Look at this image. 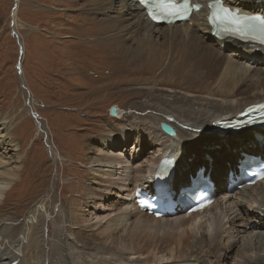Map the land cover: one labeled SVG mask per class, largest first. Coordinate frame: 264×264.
<instances>
[{"label":"rangeland","instance_id":"rangeland-1","mask_svg":"<svg viewBox=\"0 0 264 264\" xmlns=\"http://www.w3.org/2000/svg\"><path fill=\"white\" fill-rule=\"evenodd\" d=\"M79 3L72 7H66L64 0H0V133L4 135V137H0V171H2L0 175L12 167L19 168L15 181L0 201V215H2L0 216V227L7 226L11 232L10 235L15 236L17 240H22L24 238L23 231H27L31 226L32 216L38 218L37 221L40 223L36 224L39 229L37 252L41 253L40 257L43 261L45 256L48 258L51 246H58L60 241H63V244L66 242V246L72 249V253L73 250H76L71 244L73 240L65 239V234H62L63 230L57 229L58 226L54 225L55 222L58 224L62 213L61 209L64 206L65 211L72 207L78 209L79 221L76 223V227L73 226L70 229L86 236L93 234L92 236L96 240L101 241L102 236L100 238L98 232L110 228L107 223L113 219L112 210L115 209L114 207L121 205L122 208H125L131 202L135 203V192L138 189L148 188L147 190H150L153 187L152 180H147L149 181L148 186L124 184L121 179L124 176L120 173L119 167L116 168L117 173L113 169L109 170L111 172H107L110 174L108 182L107 177L105 178L107 173L104 172L107 168H97L96 166L94 168L92 164L94 165L95 157L97 159L102 156L108 157L107 153L111 149L107 147V140L118 139L124 128L131 130L127 137L128 142L123 143L122 141L126 142V140L119 139V144L113 145V148H117L114 150V154H122L132 162L134 159L132 154L136 152L135 162L149 160L156 148L143 137L138 145L135 138L139 137V132L144 129L160 131L159 120L170 114V110L156 105L146 96L149 90L143 89L154 84V78H151L150 75L135 74V66L132 67V73L125 71L121 75H119L120 73L115 74L114 70L107 66V63L112 64L108 58L90 54L89 49L88 56L82 57L77 54L78 47L81 49L79 45L81 42L77 35L82 32L79 28L84 26V21L91 19L100 22L102 19L108 20L110 23V21L123 19V25L126 28L137 25V20L132 18L126 4H120L116 11L105 16H93L91 11L89 12L90 8L86 2L79 1ZM79 6L81 7L79 8ZM73 10L76 12L74 13ZM254 10L259 12L261 9ZM59 15L62 16L61 19ZM69 16L72 17L68 18ZM108 22L104 26L108 27L110 32L112 25ZM186 24L196 27L190 22ZM58 28L61 33L56 36L59 34ZM46 29L48 32H45ZM135 29L138 28L133 27L131 31L121 33L128 40V46L134 44L132 38H129L128 32H133ZM137 32L139 34L135 32L133 34L136 36L145 34L144 29H138ZM208 35L210 34L206 36L208 37ZM154 38L156 39L157 36ZM210 40L208 38L206 43L211 44ZM159 42L161 43L162 40ZM227 46L229 49L226 48ZM233 50L234 48L228 44L222 51L229 55ZM108 52L110 51L108 50ZM235 53L237 58L241 59L240 61L251 71L264 67L263 50L250 49L248 53L247 51ZM60 54L66 56L65 60ZM120 67L117 65L115 69ZM75 71L81 72V75H73ZM105 71H109V76H111L110 72H113L114 76L107 80ZM84 74H86L85 78ZM81 76L82 78H80ZM91 80L92 82H90ZM189 85L185 83L177 87L176 83L166 84L160 89L166 91L174 88L179 92H186L182 89H186ZM112 107H119L123 111L121 120L110 115ZM127 125L131 127H127ZM145 133L147 134V132ZM256 138L236 143L233 145V149L228 141L209 142L210 147L208 148L214 149L215 154L205 156L210 164L205 163L208 161L207 159L205 161L201 159L205 163L203 166L197 164L201 161L197 156V149L191 153L192 155L184 154L182 158L174 156L172 153H166L180 161L177 163V183L173 181L175 184H172L173 188L181 184L180 187H186L187 184H189L188 187H191L192 180L201 169L211 172L209 170L211 165L221 169L223 182L215 183L217 206L203 219V225L206 228L211 218H215L218 223L217 229L210 234L215 238V244H218V255L214 258L206 256L204 252L193 254L203 264H245V260H241L245 258H241L240 255L238 257L237 252L249 240L255 242L256 235L263 233L264 236V225H261L264 218L258 217V213L255 212L254 218L247 221V212L250 214L249 204L246 206L242 203L237 208L234 203L245 202L248 198L241 200L237 196V191L239 192L241 189L236 187L237 191L229 192L227 187L230 174L237 172L238 167L247 156L264 158V147L259 145ZM244 139L246 138L242 140ZM183 146L181 141L176 143L177 149ZM254 148L260 151L251 154V150ZM229 153H232L230 159H225L228 158ZM94 171H100L99 174H102L95 175ZM205 175L208 176V173L205 172ZM122 185L131 190L136 188V190H134L135 192L131 191L130 196L127 192L129 189H120ZM98 187H103L106 191L101 192V197L97 198L98 206L93 204L88 206L89 203L83 200L80 195ZM226 187L227 191H225ZM112 193L114 194L112 195ZM42 200L52 201L50 212L47 213L45 209L41 210L38 203ZM230 206L232 209L229 210ZM180 211L185 214L179 208L174 216ZM37 221L35 219L34 224ZM232 225L233 227H231ZM253 226L261 231L253 232L251 229ZM205 230L207 231V229ZM58 231H60L59 234ZM6 246L10 247L8 241L0 238V251L3 252ZM85 257L84 260L89 262V259ZM47 258L45 259L46 264L49 262ZM152 259L154 260L155 257ZM192 263H196V261L192 260Z\"/></svg>","mask_w":264,"mask_h":264},{"label":"bare ground","instance_id":"bare-ground-1","mask_svg":"<svg viewBox=\"0 0 264 264\" xmlns=\"http://www.w3.org/2000/svg\"><path fill=\"white\" fill-rule=\"evenodd\" d=\"M79 1H84L88 4L90 8L89 12L91 11L93 16H105L110 12L116 11L120 4H126L132 18L137 20V25L128 27V29L123 25V19H119L118 21L109 20L110 23L108 20L105 21L102 19L100 22H95V20L91 19H89V21H84V26H80L79 28L82 32L77 35L79 36L78 40L81 42V44H79L81 49L78 47L77 54L82 57L84 55L88 56L89 53L87 52L89 49V51H91L90 54H97L102 58H108L112 64L110 65L107 63V66L109 69L114 70L115 74L120 73L119 75H121L125 71L132 73V67L135 66V74L150 75L151 78H154V84L143 90H149L146 96L154 101L156 105L163 106L167 108V110H170V114L165 115L159 120L158 124H160V128L161 124L164 123L171 126L176 132L175 136H169L164 133L162 129L160 131H151L150 129L142 130L138 134L139 137L135 138L137 140L136 144L139 145L140 139L143 137L156 148L153 150L155 153L151 156V160L135 162L137 154L134 152L132 154L134 159L130 162V160L123 157L122 154H114V150L117 149L116 147L113 148L114 144H119L118 141L123 139L126 140V142L122 141L123 143L128 142L127 137L131 130L129 128H124L118 139L115 138V141L111 138L107 140V147L111 149L109 153H107L108 157L102 156L99 157V159L95 157L93 160L94 165L92 164L94 168L95 166L97 168H107L104 171L106 173L111 172L109 170L113 169L117 173L118 171L116 168L119 167L121 169L120 173L125 178H121L124 184H143V186H148L149 181L147 180H153V176L159 175L158 166L160 160L164 156H170L175 159L174 162L176 166L168 168L165 175L169 176V183L175 185L173 181L177 183V163H180V161L176 160L171 154L168 155L166 153H172L174 156L182 158L184 154L192 155L191 153L197 149V156L200 157L199 160L202 159L205 161V159H207L205 158L206 155L215 154L214 149L208 148L210 147L208 144L209 142L212 143V141H214L220 143L222 140L228 141L231 143L230 146L233 149L234 144L242 141H250L255 137L258 139L259 145L264 147V131L252 128L247 123V119L252 113H259L258 111L253 112V107L264 101V67L261 69L255 68L251 71L240 61L241 59L237 58V55H235V52L241 53L247 51L248 53L250 49L257 50L254 49L255 47L249 44L239 43L236 40L221 41L217 36L211 34L212 29L209 27L207 20V3L216 0H193L194 3L205 6L204 10L193 15L189 21L191 24L196 25V27H191L186 23L173 26L156 25L150 21L145 8L141 6L142 3L139 0H64V4L66 7H72L76 4H80ZM221 1H223L227 7L239 9L247 14H261L264 16V0ZM80 7L81 6H79V8ZM256 8H260L261 10L257 12L254 10ZM65 11H68V9H65ZM73 12L75 13L76 11L73 10ZM61 17L62 16L59 18L61 19ZM71 17L69 16L68 18ZM107 22L112 25L110 32L108 31V27L104 26ZM57 26L59 25L57 24ZM133 27L144 29L145 34L143 36L134 35V32L138 33V29L133 30V32H128L129 38H132V41H134L133 45L129 44L128 46V40H126L125 35L121 33L131 31ZM57 30L59 34H56V36L61 33L60 28ZM45 32H48V29H46ZM207 34L210 35L207 37ZM156 36L157 38L155 39L154 37ZM66 38H69V36H66ZM159 38L162 40L161 43L159 42L160 40H158ZM208 38L211 39V44L206 43ZM228 44L235 50L229 55L222 51ZM260 47L264 50V46ZM226 48L229 49L228 46ZM108 50L110 52H108ZM60 56L65 60L66 56H64V54H60ZM117 65L121 67L115 69ZM110 73L111 76H114L113 72ZM126 73L129 74L128 72ZM248 73H250V75H248ZM104 74L108 77L107 80L111 78V76H109V71H105ZM73 75H81V72L77 73L75 71ZM85 75L86 74H84V78ZM80 78H82V76ZM90 82H92V80ZM175 83L177 87L185 83L190 84L188 86L189 88L182 89L187 93L179 92L174 88L166 91L160 89L166 84L173 85ZM247 107L249 108L247 116L240 118V113ZM116 108L118 110V115L114 118L121 120L123 111L119 107ZM127 127L131 126L127 125ZM145 132H147V134ZM0 137H4L3 133H0ZM243 138L246 139L242 140ZM180 141L184 146L177 149L176 143ZM215 145L217 144L215 143ZM140 146H142V144H140ZM182 149L183 151H181ZM251 151V154H256L260 150L254 148ZM231 154L232 153H229L227 156L228 158L225 159H230ZM185 157H187V155H185ZM201 161L197 163L199 166H203L205 163L210 164L209 160L205 161V163H203V161L201 163ZM244 161L252 164V166L260 164L248 157H246ZM209 170L211 172L207 170H205V172L210 175L212 181L215 180L214 182L216 184L223 182L222 173H220L221 169H217L211 165ZM1 172L2 171H0V173ZM18 172V167H12L0 175V201L11 184L15 181ZM99 172L100 171H94V174L101 175L102 173L99 174ZM245 172L246 171H243V173ZM105 175L107 180L110 174L107 173ZM243 176L242 167L239 171L237 170V173L230 176V181L227 184V187L229 185V192H235L237 191V186L244 185L245 180ZM203 177L204 176L200 174L199 180H203ZM96 180L98 179L96 178ZM212 181L208 178L209 183H213ZM101 184H103V182H101ZM104 185L107 186V184ZM187 185L185 186L187 187ZM205 185L206 184L201 181L200 186L205 187ZM164 186L167 188L166 185ZM180 186H175V190L169 188V192L171 193H165L166 199L176 203L185 202L187 194L184 195L181 193L185 187L182 188ZM227 187L225 191H227ZM120 189H129V187L122 185ZM147 189L144 191H147ZM134 190H136V188L127 190V192H129L128 195L131 196L130 193ZM103 191H106V189L98 187L92 189V191L88 190L87 193L85 192L86 194L80 196L89 203H87L88 206L92 204L98 206L97 198L101 197V192L103 193ZM216 192V188H214L212 190V195ZM113 194L114 193H112V195ZM237 196L240 197L241 200L248 198L245 202L241 201L234 203L237 205V208L240 207L242 203L246 206L249 204L248 206L250 209L247 210L250 211V214L247 212V221H251L254 218L253 214L255 212L258 213V217H264V181L256 185H244L243 189L239 192L237 191ZM46 200H42L38 204L41 210L45 209L48 213L52 209V201L50 200L47 202ZM176 203H174L175 206ZM216 203L203 212L185 215L180 211L177 212L175 216L168 214L167 218H155L154 215L141 212L138 210V204L132 202L127 205V207L125 206V208H122L120 205V207H114L115 209L112 210V213H114L113 219L107 223L108 227L111 229L106 228V230H101L102 232L99 231L100 229L98 230V236H102V238L100 237L101 241L98 239L96 240L94 236H92L93 234H88L86 236L70 229L73 226L76 227V223L79 221L78 209L72 207L70 210L65 211L64 206L63 209H61L62 213L58 224H55V222L54 225L58 226L57 229L63 230L62 234H65V239L71 238L73 240L71 244L73 245V249L75 247L76 250H73L72 253V249L66 246V242L63 244V241H60L58 246H51L48 258L45 256V259H48V264H154L157 261L192 263V260H195L196 264H203L197 259L198 257L193 256V254L204 252L206 256H212L214 258L218 255V244H215V238L210 235L217 229L218 223L215 218H211L210 223L207 224V228L203 225L205 215L209 214L217 206ZM175 206L174 211H176ZM230 209H232L231 206L229 210ZM35 219L36 221L38 220V218L32 216L30 222L31 226L27 231H23L24 238L22 240H17L15 236L10 235L11 232L7 226L0 227V238L7 240L10 245L9 248L6 246L3 252L0 251V264H46L45 259L44 261L41 260V253L37 252V245L39 244L37 236L39 229L36 224L39 225L40 221L34 224L33 221ZM261 225H264V221ZM50 227V229H52V226ZM231 227H233V225ZM205 229H207V231ZM251 229H253V232L261 231L254 226ZM59 232L60 231H58V234ZM224 245L226 246V244ZM239 255L241 258H245L241 259L245 260V264H264L263 233L262 235H256L255 242L249 240L245 243L243 248L237 252L238 257ZM84 256L89 259V262L84 260ZM154 257L155 259L153 260L152 258ZM158 263L160 262L156 264Z\"/></svg>","mask_w":264,"mask_h":264},{"label":"snow or ice","instance_id":"snow-or-ice-1","mask_svg":"<svg viewBox=\"0 0 264 264\" xmlns=\"http://www.w3.org/2000/svg\"><path fill=\"white\" fill-rule=\"evenodd\" d=\"M141 2H145V0H141ZM158 8L162 10H169L176 8L175 0H159ZM192 7L188 0H185L182 6H180V11L184 13H189L192 10ZM198 9L199 5H195ZM213 9H216V5H212ZM169 14H178V13H169ZM155 15H153V19H155ZM213 23H217L219 26H223L226 31H230L231 34H243L249 31H252L255 23L258 22L262 28H264V18L261 17H240L238 14H234L225 8H220L218 10H214L210 17ZM247 21V23H245ZM243 38V36H242ZM261 42H264L262 40Z\"/></svg>","mask_w":264,"mask_h":264},{"label":"water","instance_id":"water-1","mask_svg":"<svg viewBox=\"0 0 264 264\" xmlns=\"http://www.w3.org/2000/svg\"><path fill=\"white\" fill-rule=\"evenodd\" d=\"M117 108L116 107H112L111 108V110H110V115L112 116V117H117ZM161 129H162V131L164 132V133H166L167 135H169V136H175L176 135V132H175V130L171 127V126H169V125H167V124H164V123H162L161 124Z\"/></svg>","mask_w":264,"mask_h":264}]
</instances>
